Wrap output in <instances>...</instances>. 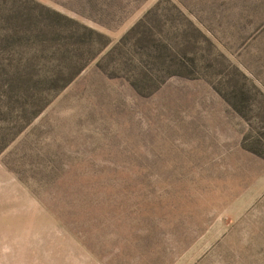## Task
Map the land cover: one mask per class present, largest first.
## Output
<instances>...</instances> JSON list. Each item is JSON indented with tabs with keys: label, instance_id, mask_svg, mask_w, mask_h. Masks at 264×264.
<instances>
[{
	"label": "rangeland",
	"instance_id": "obj_1",
	"mask_svg": "<svg viewBox=\"0 0 264 264\" xmlns=\"http://www.w3.org/2000/svg\"><path fill=\"white\" fill-rule=\"evenodd\" d=\"M0 264H264V0H0Z\"/></svg>",
	"mask_w": 264,
	"mask_h": 264
}]
</instances>
